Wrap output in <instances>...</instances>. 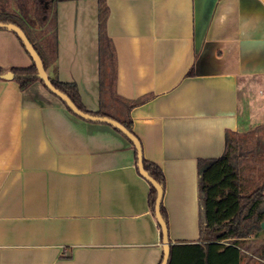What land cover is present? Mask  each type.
Wrapping results in <instances>:
<instances>
[{
  "label": "crops",
  "instance_id": "1",
  "mask_svg": "<svg viewBox=\"0 0 264 264\" xmlns=\"http://www.w3.org/2000/svg\"><path fill=\"white\" fill-rule=\"evenodd\" d=\"M105 2L126 103L101 90L99 0L51 7L58 54L47 74L75 84L87 113L132 121L143 158L165 177L171 248L205 246L200 163L224 156L229 133L264 129V0ZM33 63L0 30L4 75ZM150 192L122 133L75 116L40 81L21 90L0 78V264H161ZM239 247L240 264H264V228Z\"/></svg>",
  "mask_w": 264,
  "mask_h": 264
},
{
  "label": "trees",
  "instance_id": "2",
  "mask_svg": "<svg viewBox=\"0 0 264 264\" xmlns=\"http://www.w3.org/2000/svg\"><path fill=\"white\" fill-rule=\"evenodd\" d=\"M34 1L37 7L42 9L40 22L42 26H45L46 22H48L49 10L53 5L57 4L58 0H32V3ZM17 4L19 7L17 9L6 5L0 6V23L20 27L41 56L45 69L48 71L52 63L56 61L58 54L56 11L53 15L54 25L51 29L52 31L48 32L45 30L42 33H37L34 23L29 19L28 15L24 17V12L27 14V9H29L25 0H19ZM99 6L101 90L104 93L107 92L113 101L116 99L126 103L116 93L117 61L113 43L106 32V19L109 11L105 0H99ZM44 17L45 20L43 19ZM18 38L28 52L23 40L19 36ZM13 73L21 90L28 89L37 81H40L45 86L44 82L38 77L39 70L35 62L29 68L14 69ZM3 75V70L0 68V78ZM50 79L57 89L69 96L80 110L87 113L81 105L79 91L75 84L60 83L58 79L53 77H50ZM128 109L130 110V106ZM92 114L115 119L133 133L132 121L129 118L127 120H119L116 116L104 111ZM262 129L263 126H260L246 134L229 133L224 156L200 163L201 232L203 235L205 234L208 243L205 246L200 244L172 246L169 264L241 263L240 240L263 231L264 182L255 190L247 192L244 180L234 164V158L239 149L247 148L249 150L252 148L254 137ZM144 166L150 176L157 180L164 189L165 177L163 172L145 159ZM156 200L157 190L151 185L149 201L154 214ZM161 211L167 223L163 206ZM224 240H232V242H230V245H224L221 243Z\"/></svg>",
  "mask_w": 264,
  "mask_h": 264
},
{
  "label": "water",
  "instance_id": "3",
  "mask_svg": "<svg viewBox=\"0 0 264 264\" xmlns=\"http://www.w3.org/2000/svg\"><path fill=\"white\" fill-rule=\"evenodd\" d=\"M0 30H8L16 35H18L24 42V45L26 46L28 52L30 53V56L32 57L33 61L37 65V68L39 70L38 77L44 82L45 87L57 98H59L63 104L77 117L93 123H101L109 125L117 130L120 131L136 148L138 153V167L141 175L157 190V200H156V218L157 221L161 227L162 235H163V244H164V256L161 264H169L170 258H171V244L169 240V230L168 225L166 221L163 218L162 215V201H163V195H164V189L161 186V184L155 180L150 174L146 171L144 166V158H143V149L141 142L139 139L135 136L134 133L129 131V129L120 123L119 121L112 119L110 117H101L92 115L86 112H83L78 108V106L73 102V100L67 96L65 93L61 92L59 89H57L49 75L47 74V71L45 69L44 62L33 46V44L30 42L29 38L27 37L26 33L18 26L12 25V24H4L0 23ZM6 79H14L15 74L12 72H9L2 76ZM262 228H264V222L262 223Z\"/></svg>",
  "mask_w": 264,
  "mask_h": 264
},
{
  "label": "rangeland",
  "instance_id": "4",
  "mask_svg": "<svg viewBox=\"0 0 264 264\" xmlns=\"http://www.w3.org/2000/svg\"><path fill=\"white\" fill-rule=\"evenodd\" d=\"M25 3L27 7H29V9H27L28 16L30 15L29 19H31L32 22L35 19L34 22L36 24L34 27L36 32L42 33L45 30L51 32L54 25L53 11L49 14L48 25L45 27L42 26L40 22L42 19V9L37 7L35 1L32 3V0H25ZM31 3L32 5L30 6ZM43 19L45 20V17ZM234 164L244 180L247 192L255 190L264 182V129L254 137L252 148L249 150H247V148H241L236 152ZM262 208L264 209V206ZM260 244L261 243L259 242L257 245Z\"/></svg>",
  "mask_w": 264,
  "mask_h": 264
}]
</instances>
